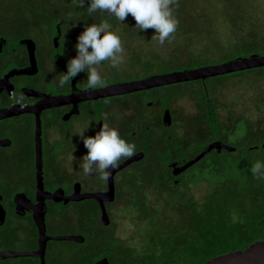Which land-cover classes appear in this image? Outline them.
I'll return each instance as SVG.
<instances>
[{"label":"flooded vegetation","instance_id":"obj_1","mask_svg":"<svg viewBox=\"0 0 264 264\" xmlns=\"http://www.w3.org/2000/svg\"><path fill=\"white\" fill-rule=\"evenodd\" d=\"M56 24L43 45L30 35H0V264H209L264 245V182L250 171L257 160L264 161V91L255 97L263 117L253 124L244 114L233 117L230 108L223 110L212 87L217 78L235 74L260 72L264 81V66L86 97L93 90L86 88V72L58 87L69 58L59 24L55 47ZM261 55L243 53L204 66ZM188 69L193 68L107 81L103 87ZM184 85H198L189 121L194 131L190 139L177 141L173 131L183 123L174 105L185 97L178 89ZM14 92L23 95L24 107L10 99ZM103 113L109 114L110 127L137 146L135 156L109 169L106 182L97 174L85 176L79 167L87 149L78 133L94 136ZM185 185L211 195L202 213L198 201L180 197ZM244 204L253 207V218H242ZM121 212L143 225L136 236L142 248L135 254L117 233L113 216ZM175 230L181 233L170 237ZM187 236L194 239L186 245L188 256L185 250L166 256L182 249ZM203 252L213 257L200 262ZM165 257H175L174 262Z\"/></svg>","mask_w":264,"mask_h":264},{"label":"rangeland","instance_id":"obj_2","mask_svg":"<svg viewBox=\"0 0 264 264\" xmlns=\"http://www.w3.org/2000/svg\"><path fill=\"white\" fill-rule=\"evenodd\" d=\"M89 3L90 0H85V7L80 8L73 0H0V35H30L36 37L43 45L51 41V28L57 23L61 25L62 49L70 60L77 55L75 45L85 26L100 23L107 17V13L104 14L105 17L100 14L87 16L86 8ZM176 16L180 21L178 29L174 38L170 42L166 41L163 46L151 39L155 34L154 29H135V20L131 15L122 22L123 24L118 23L115 18H110L112 30L120 35L123 41L124 63L116 69L108 62H102L98 68L101 77L106 82L138 78L219 63L243 53L264 52V0H179ZM262 79L260 72L235 74L217 78L212 81V87L215 95L222 99L223 110L230 108L233 117L244 114L256 124L257 120L263 117V114L258 113V100L255 98L264 91ZM178 89L185 97L174 105L177 108V121L183 123L181 129L173 131V138L177 141L182 138L190 139L193 134V125L189 121L195 112L193 93L198 89V85H184ZM154 121L156 123V120ZM184 187L185 189L180 190V197L184 202L198 201L202 213L205 207L203 203L208 202L211 195L196 185ZM123 201L128 200L124 198ZM239 212L244 213V220L255 215L253 207L249 204L239 205ZM124 213L121 212V217L113 216L117 233L120 234L122 245L129 249L128 253L135 254L142 248L136 236L141 234L143 225L138 222V228L134 221L129 220L131 217ZM139 218L133 216V219ZM233 220L240 221V217H233ZM179 232L181 233L180 230L172 231L169 236L177 238ZM170 237L169 242L173 239ZM190 239L187 236L182 249H170L166 256L182 253L184 250V254L188 256L191 252L186 245L194 243V239ZM204 245L201 243V251L207 249ZM206 253L203 252L204 256L199 259L200 262H206L213 257ZM165 258L172 263L175 257Z\"/></svg>","mask_w":264,"mask_h":264},{"label":"clouds","instance_id":"obj_3","mask_svg":"<svg viewBox=\"0 0 264 264\" xmlns=\"http://www.w3.org/2000/svg\"><path fill=\"white\" fill-rule=\"evenodd\" d=\"M73 3L80 8L85 7V0H73ZM178 8L179 0H90L86 8L87 16L100 14L105 17L104 14L107 13V17L100 23L85 26L75 45L77 55L68 61L67 72L60 75L58 87L63 88L70 84L81 72H87V89L103 87L106 80L98 70L102 62H108L116 69L124 63L123 41L120 35L112 30L110 18L122 23L131 15L135 20V29H154L155 34L151 39L163 46L166 41L170 42L174 38L178 29ZM10 99L21 107L25 106L23 95L17 96L14 92ZM108 116V113L102 114L104 123L94 136L85 137L84 131L78 133L87 149L79 167L85 176L97 174L99 179L105 182L110 177L109 169L117 168L121 161L137 154L136 144L126 141L116 128L110 127L107 123ZM250 171L255 180L264 182V161L257 160Z\"/></svg>","mask_w":264,"mask_h":264},{"label":"water","instance_id":"obj_4","mask_svg":"<svg viewBox=\"0 0 264 264\" xmlns=\"http://www.w3.org/2000/svg\"><path fill=\"white\" fill-rule=\"evenodd\" d=\"M59 42V25L54 26V43ZM60 62V61H59ZM264 66V55L239 58L223 64L209 65L177 72H167L133 82L117 83L90 90L86 97H104L149 89L174 83L189 82L207 77L233 73ZM209 264H264V245L252 248L244 255H232L216 259Z\"/></svg>","mask_w":264,"mask_h":264}]
</instances>
